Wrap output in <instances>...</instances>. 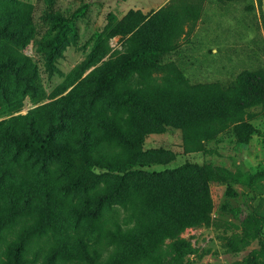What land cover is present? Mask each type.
I'll list each match as a JSON object with an SVG mask.
<instances>
[{"label":"rangeland","instance_id":"rangeland-1","mask_svg":"<svg viewBox=\"0 0 264 264\" xmlns=\"http://www.w3.org/2000/svg\"><path fill=\"white\" fill-rule=\"evenodd\" d=\"M107 11L96 0H0V30H18L15 37L0 35V61L7 64L0 68V214L13 217L0 224V264L11 256L22 231L36 225L44 232L22 240L27 264H40L53 250L60 255L59 264L130 261L136 255L134 241L151 247L153 234L176 230L167 210L155 202L159 185L143 188L141 180L130 177L97 218V198L116 189L118 175L103 174L90 192L67 190L71 175L62 163L36 160L19 151L7 134L20 136L32 128L44 134L61 124L58 141L120 148L112 125L127 139L140 136L141 125L156 127L133 105L111 100L121 86L112 94L93 80L110 61L144 43L170 40L171 72L184 73L192 86L227 88L242 72L264 71V0H172L162 16L156 12L143 21ZM58 14L63 21L53 20ZM159 21L164 24L156 28ZM163 79L159 70L143 69L133 72L127 84L146 101L176 105L179 95ZM256 111L255 134L244 147L231 130L191 154L184 152L179 130L149 134L139 148L142 159L172 160L145 171L156 175L203 165L233 173L264 171V110ZM210 196V224L180 235L185 241L181 264H263L262 244L248 239L241 219L264 212V178L252 189L218 179L210 184ZM20 205L29 206L19 212ZM227 205L244 214L235 217ZM42 216L49 219L44 225ZM84 249L102 255L85 260Z\"/></svg>","mask_w":264,"mask_h":264},{"label":"trees","instance_id":"trees-1","mask_svg":"<svg viewBox=\"0 0 264 264\" xmlns=\"http://www.w3.org/2000/svg\"><path fill=\"white\" fill-rule=\"evenodd\" d=\"M170 4V3H169ZM166 7V6H165ZM164 7V8H165ZM156 16L163 14V9ZM139 17L145 20V15L140 11H131L126 19ZM162 16V15H161ZM63 21V16L58 14L53 20ZM125 19V20H126ZM60 24V23H57ZM164 22H158L156 28ZM16 32V33H15ZM17 31L8 27L0 30V35L15 37ZM173 43L169 40L163 43L161 40L144 43L133 51L110 61L101 69L93 80L97 88L107 90L112 94L121 86L119 95H112L115 102L128 103L148 117L156 127L147 128L140 126V136L127 139L118 126L112 125L113 135L120 139L125 148L111 147L104 144L90 145L84 140L80 145L67 141H58L55 137L62 129V125H52L46 133L32 128L30 132L20 136L7 134L19 151H26L36 160L46 163L57 160L67 169L71 175L65 184V189L71 191L90 192L102 181L103 174L118 175L119 182L113 192L100 195L97 198L96 212L107 199L124 190L127 179L134 177L141 180L143 188L160 186L155 202L167 210L171 220L176 225V230L165 229L163 234H153L151 247L139 241L132 244L136 250L133 260H117L112 264H181L184 256L185 241L180 238L181 233L192 227L208 225L213 212V201L210 196V184L218 179H230L233 182L252 189L259 179L264 178V171H248L239 169L233 173L225 168H215L211 165L183 166L176 171L151 175L145 171L148 166L165 164L163 161L142 159L139 148L142 147L144 138L155 132H164L166 129H176L181 132L182 145L187 154L202 152L207 143L215 141L223 133L231 130L242 147L248 146L255 134L252 125L258 116L257 109L264 110V71L242 72L227 88L218 86H192L184 73L171 72ZM0 61V68L6 66ZM159 70L163 73L166 88L177 97L178 103L163 104L159 101L150 102L141 98L132 88L128 87L130 76L136 70ZM176 95V96H177ZM109 127V126H108ZM103 172V173H102ZM25 206H18L17 211L26 210ZM235 217L241 218L244 214L239 208L231 205L225 207ZM16 211H14L15 213ZM10 215L0 214V224L3 221L12 220ZM242 229L248 239H255L262 244L264 256V212L253 211L242 218ZM49 221L42 216L41 223ZM33 226L22 231V238L15 244L10 257H6L1 264H27L29 258L26 245L22 240L32 232L42 231L43 226L36 230ZM2 235L0 233V239ZM170 243L166 245V242ZM165 247L164 249H162ZM85 260H97L102 255L98 249L83 250ZM59 254L56 250L46 255L40 264H59ZM262 264V263H260ZM264 264V263H263Z\"/></svg>","mask_w":264,"mask_h":264},{"label":"crops","instance_id":"crops-1","mask_svg":"<svg viewBox=\"0 0 264 264\" xmlns=\"http://www.w3.org/2000/svg\"><path fill=\"white\" fill-rule=\"evenodd\" d=\"M105 7L108 14L126 16L131 11H140L145 16H150L165 6L172 0H96Z\"/></svg>","mask_w":264,"mask_h":264}]
</instances>
